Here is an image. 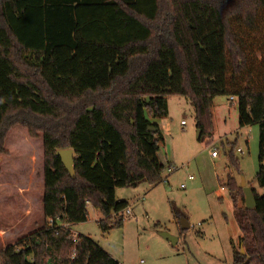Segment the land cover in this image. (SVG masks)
<instances>
[{"label":"trees","instance_id":"1","mask_svg":"<svg viewBox=\"0 0 264 264\" xmlns=\"http://www.w3.org/2000/svg\"><path fill=\"white\" fill-rule=\"evenodd\" d=\"M171 96L194 108L199 140L217 97L235 100L240 128H258L256 207L233 178L224 189L245 249L232 264H264V0H0V173L10 153L24 162L18 132L36 143L43 215L0 264H119L70 227L88 207L103 232L121 227L129 205L116 189L161 182L163 138L149 117H166ZM65 149L75 177L56 156Z\"/></svg>","mask_w":264,"mask_h":264},{"label":"rangeland","instance_id":"2","mask_svg":"<svg viewBox=\"0 0 264 264\" xmlns=\"http://www.w3.org/2000/svg\"><path fill=\"white\" fill-rule=\"evenodd\" d=\"M166 100L168 115L159 119L149 117L163 138L160 160L165 167L161 182L155 186L142 182L137 187L116 189V198L126 201L132 210V216H125L121 227L103 232L97 223L102 218L100 213L88 207V221L70 228L78 236L90 237L119 264H232L234 250L245 253V249L240 244L241 233L230 192L223 189L219 198L218 191L233 178L244 198L243 176L247 187L263 194L256 182L258 128H240L237 103L217 97L211 109L209 134L198 140L191 104L178 96ZM16 135L22 137L19 147L24 152V162H15L18 156L10 153L9 167L1 169L0 194L7 200L0 203V249L33 230L35 222H43L41 182L39 170L35 169L38 157L34 153L31 168L32 144L23 133ZM237 149H242L243 154H238ZM213 151L217 157L212 156ZM232 157L238 160L237 166ZM169 168L173 171L169 172ZM189 176L194 180L188 181ZM172 209L189 223L190 229L185 233H180ZM161 233L178 238L177 244L165 240Z\"/></svg>","mask_w":264,"mask_h":264},{"label":"water","instance_id":"3","mask_svg":"<svg viewBox=\"0 0 264 264\" xmlns=\"http://www.w3.org/2000/svg\"><path fill=\"white\" fill-rule=\"evenodd\" d=\"M149 131H155V128L150 127ZM201 136V131H198L197 139L199 140ZM56 156H58L61 159V162L66 169V171L72 176L75 177V166H74V160H75V152L72 149H65V150H59L56 152ZM241 188L243 189L244 196H245V207L247 209H254L256 207V199L254 197V194L252 192V189L247 187L245 178L241 176ZM180 226L182 231H188L190 229L189 223L185 219H181ZM161 237H163L165 240L171 242L173 245H176L178 242V238L171 236L168 233H161ZM243 255L244 250L241 252Z\"/></svg>","mask_w":264,"mask_h":264},{"label":"built area","instance_id":"4","mask_svg":"<svg viewBox=\"0 0 264 264\" xmlns=\"http://www.w3.org/2000/svg\"><path fill=\"white\" fill-rule=\"evenodd\" d=\"M230 100H231L232 103L235 102V100L233 98H230ZM237 153L242 155L243 154V150L242 149H237ZM212 156L213 157H216L217 156V153L215 151H213L212 152ZM172 171L173 170L169 168V172H172ZM193 179L194 178L192 176H189L188 177V181H192ZM185 187L186 186L184 184L181 186V188H183V189ZM124 215L126 216V218L132 216V210H131L130 206L124 211ZM74 241H75V238H74Z\"/></svg>","mask_w":264,"mask_h":264},{"label":"crops","instance_id":"5","mask_svg":"<svg viewBox=\"0 0 264 264\" xmlns=\"http://www.w3.org/2000/svg\"><path fill=\"white\" fill-rule=\"evenodd\" d=\"M183 123V122H182ZM217 157V156H216ZM194 180V179H193ZM223 187H222V190H220V191H218V196H219V198H221V193H222V191H223ZM61 225H64L65 226V224L64 223H61ZM73 232V231H72ZM74 233V232H73ZM75 234V233H74ZM76 235V234H75Z\"/></svg>","mask_w":264,"mask_h":264}]
</instances>
